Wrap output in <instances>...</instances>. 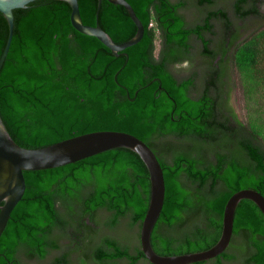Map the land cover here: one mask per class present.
Returning a JSON list of instances; mask_svg holds the SVG:
<instances>
[{"label": "trees", "instance_id": "1", "mask_svg": "<svg viewBox=\"0 0 264 264\" xmlns=\"http://www.w3.org/2000/svg\"><path fill=\"white\" fill-rule=\"evenodd\" d=\"M127 1L144 33L119 55L72 26L66 0H33L13 9L0 69V115L11 138L28 148L93 130L136 135L156 154L165 182L153 249L162 255L204 250L219 238L233 192L253 188L264 195V137L229 101L232 68L254 83L264 79L258 67L264 0H227V6L197 0L202 17L191 23L179 12L186 0ZM97 4L78 0L83 23L98 22L114 42L134 35L122 5ZM7 35L0 12V54ZM189 56L201 57L206 74L167 69ZM194 86L200 91L188 92ZM23 174L24 193L0 235V264H26L24 257L42 258L54 249L84 254L82 264H153L140 247L150 181L136 152L116 147ZM67 252L50 264H67ZM190 264H264L258 206L241 199L227 248Z\"/></svg>", "mask_w": 264, "mask_h": 264}, {"label": "water", "instance_id": "2", "mask_svg": "<svg viewBox=\"0 0 264 264\" xmlns=\"http://www.w3.org/2000/svg\"><path fill=\"white\" fill-rule=\"evenodd\" d=\"M33 0H0V12L8 23V35L0 54V69L7 55L14 26L13 9L24 7ZM71 6L70 21L79 32L95 36L115 55L126 47L137 43L143 36L144 26L127 0H108L122 5L136 26L132 37L114 42L111 36L96 22L83 23L78 0H66ZM101 0H98L97 8ZM97 16V14H96ZM125 147L136 152L147 167L150 181L149 201L140 224V247L145 257L153 264H190L208 260L222 253L230 243L233 233L234 212L238 202L252 200L264 214V195L253 188H241L233 192L225 202L222 214V228L217 241L207 249L181 254L162 255L151 245V232L162 210L165 196V182L162 166L151 147L136 135L121 130H93L64 138L54 143L28 148L16 143L9 135L0 115V235L10 213L21 199L25 190L23 171L53 168L75 162L99 152Z\"/></svg>", "mask_w": 264, "mask_h": 264}, {"label": "rangeland", "instance_id": "3", "mask_svg": "<svg viewBox=\"0 0 264 264\" xmlns=\"http://www.w3.org/2000/svg\"><path fill=\"white\" fill-rule=\"evenodd\" d=\"M227 2V0H226ZM225 2V4H227ZM200 8L197 6L196 0H189L185 13L189 19L196 21L197 16L200 17ZM264 10V5L262 6ZM196 16V18H195ZM264 27V26H263ZM264 47V39L261 43ZM159 47V40H156V50ZM264 71V61L258 66ZM232 90L230 93V104L237 117L242 121L252 122L256 124L264 137V79L260 83H254L246 74L232 68L230 71ZM27 264H37V261H29Z\"/></svg>", "mask_w": 264, "mask_h": 264}, {"label": "flooded vegetation", "instance_id": "4", "mask_svg": "<svg viewBox=\"0 0 264 264\" xmlns=\"http://www.w3.org/2000/svg\"><path fill=\"white\" fill-rule=\"evenodd\" d=\"M172 1H179V0H172ZM189 0H186V5L188 3ZM198 1L196 0V3ZM225 0H216L214 2V5L218 6H227L225 4ZM186 5L182 6L179 8V12L180 14L183 15L184 20L188 23H191L190 21H193L192 19L190 20L189 17L187 16V14L185 13V9H186ZM213 6V5H212ZM200 12V10H199ZM231 14L233 15L232 11H230ZM202 17V14L200 13V17L195 16V20L198 21L200 20ZM190 20V21H189ZM192 42H196V38L195 36L192 37ZM167 69L172 73V74H206L205 68L203 63H201V57H193L191 58V56L186 57L185 59H182L179 62L176 63H167ZM218 72V71H217ZM217 74V73H216ZM200 87H190V90H188V92L192 93V94H196L198 91H200ZM65 243H68V241L66 240ZM67 252L66 249L63 250H59V249H54V250H50L49 252H47L45 254V256H43L42 258H25L26 260V264L29 261H37V264H50L52 262H54V259L64 253ZM84 254L80 255L78 252L76 251H69L66 253L65 256V261L67 264H82L81 262L84 260Z\"/></svg>", "mask_w": 264, "mask_h": 264}]
</instances>
